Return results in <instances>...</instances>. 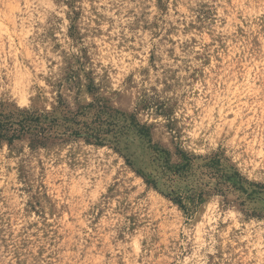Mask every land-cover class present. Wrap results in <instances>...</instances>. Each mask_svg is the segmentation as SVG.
<instances>
[{
  "label": "rangeland",
  "instance_id": "374dc122",
  "mask_svg": "<svg viewBox=\"0 0 264 264\" xmlns=\"http://www.w3.org/2000/svg\"><path fill=\"white\" fill-rule=\"evenodd\" d=\"M0 114V264H264V0H0Z\"/></svg>",
  "mask_w": 264,
  "mask_h": 264
},
{
  "label": "trees",
  "instance_id": "16d2710c",
  "mask_svg": "<svg viewBox=\"0 0 264 264\" xmlns=\"http://www.w3.org/2000/svg\"><path fill=\"white\" fill-rule=\"evenodd\" d=\"M1 118H3L2 114H0V141H3V140H9L10 141V139H8V137H7L8 132H9V130L7 129L8 123H4V120ZM40 120L41 119L39 117H34L33 115H28L26 118H24L22 120V124L24 125L23 128L31 129L32 127L38 126V124L40 123ZM13 138H11V139H13Z\"/></svg>",
  "mask_w": 264,
  "mask_h": 264
}]
</instances>
